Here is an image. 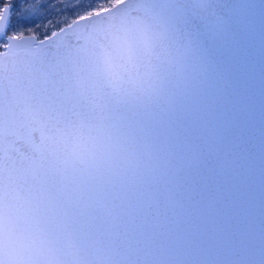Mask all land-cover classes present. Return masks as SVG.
<instances>
[{
    "label": "snow or ice",
    "instance_id": "1",
    "mask_svg": "<svg viewBox=\"0 0 264 264\" xmlns=\"http://www.w3.org/2000/svg\"><path fill=\"white\" fill-rule=\"evenodd\" d=\"M0 264H264V0H0Z\"/></svg>",
    "mask_w": 264,
    "mask_h": 264
},
{
    "label": "water",
    "instance_id": "2",
    "mask_svg": "<svg viewBox=\"0 0 264 264\" xmlns=\"http://www.w3.org/2000/svg\"><path fill=\"white\" fill-rule=\"evenodd\" d=\"M258 63H259V56H258V49H257V61H256V67L254 69V72H255V75H256V78H257V82H258V72H259V67H258Z\"/></svg>",
    "mask_w": 264,
    "mask_h": 264
}]
</instances>
